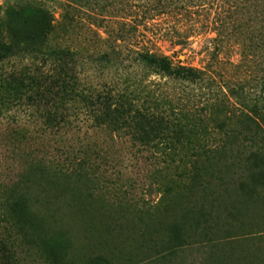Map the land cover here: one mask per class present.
Returning a JSON list of instances; mask_svg holds the SVG:
<instances>
[{
  "label": "rangeland",
  "instance_id": "374dc122",
  "mask_svg": "<svg viewBox=\"0 0 264 264\" xmlns=\"http://www.w3.org/2000/svg\"><path fill=\"white\" fill-rule=\"evenodd\" d=\"M0 41L12 44L0 51V74L41 64L49 46L66 47L76 53L65 67L93 84L124 83L139 97L144 86L175 102L184 89L181 124L208 123L223 109L233 130L226 136L208 123L199 145L219 153L195 183L179 177L184 164L167 166L131 139L132 130L118 135L90 120L63 131L61 143L102 150L108 164L103 175L69 183L27 182L33 241L14 248L19 264H264V160L251 155L249 141L255 108H264V0H0ZM140 48L204 70L205 82L144 69L135 60ZM104 52L115 59L106 68ZM16 111L0 105V176L12 178L17 165L57 146L50 134L30 142V127L15 144Z\"/></svg>",
  "mask_w": 264,
  "mask_h": 264
},
{
  "label": "trees",
  "instance_id": "16d2710c",
  "mask_svg": "<svg viewBox=\"0 0 264 264\" xmlns=\"http://www.w3.org/2000/svg\"><path fill=\"white\" fill-rule=\"evenodd\" d=\"M11 47V43L0 41L1 52L9 51ZM75 53V50L66 47L49 46L41 64L2 70L0 74L1 110L6 113L17 110L16 116H12L14 126L9 131L15 136H12L14 143L18 144L17 140L25 137V127H30V142L34 137L50 134L57 144L56 153L52 156L30 158V163L17 165L16 178L5 177V173L0 176V264H19L14 248L19 244L30 245L33 241L29 231L33 221L27 215L25 195L21 191L29 180L30 184L47 178L69 183L81 177H93L96 171L103 175V169L108 164L106 153L102 150H75L69 144L61 143L57 138L63 131L90 120L95 121V126L104 125L118 135L125 129L132 130L129 133L131 139L138 141L154 156L163 158L162 162H167V166L172 162L177 163L175 168L184 164V173L179 177L189 183H195L205 164L219 153L216 149H206V144L199 145L211 131L208 123L212 122L211 129L226 136L233 133L229 117L223 109L217 110L208 123L206 119L194 118L181 124L179 109L184 107L181 105L184 96L189 95L184 89L176 102L165 95L159 101L151 94L153 91L146 90L144 86L141 93L144 91L145 95L139 97L135 89L124 83L93 84L85 80L79 74L68 71L64 65L65 60ZM135 54V60L154 74L175 82H205L204 70L183 65L181 61L175 64L168 56L148 48H140ZM99 61L106 68L115 59L104 52ZM231 90L234 91L233 88ZM21 113L25 115L23 119H20ZM254 114V132L249 140L254 145L251 155L264 160V108L256 107ZM196 132H202V137L194 140ZM184 133L187 135L183 136ZM183 138L187 140L183 141ZM185 144L198 147L190 150L184 148ZM255 167L248 169L255 173ZM2 168H6L3 160ZM118 183L119 179L115 178L114 183L107 184L111 187Z\"/></svg>",
  "mask_w": 264,
  "mask_h": 264
}]
</instances>
